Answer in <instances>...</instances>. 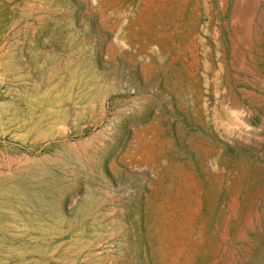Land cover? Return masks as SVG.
Returning <instances> with one entry per match:
<instances>
[{
    "label": "rangeland",
    "instance_id": "374dc122",
    "mask_svg": "<svg viewBox=\"0 0 264 264\" xmlns=\"http://www.w3.org/2000/svg\"><path fill=\"white\" fill-rule=\"evenodd\" d=\"M0 225V264H264V0H0Z\"/></svg>",
    "mask_w": 264,
    "mask_h": 264
},
{
    "label": "bare ground",
    "instance_id": "6f19581e",
    "mask_svg": "<svg viewBox=\"0 0 264 264\" xmlns=\"http://www.w3.org/2000/svg\"><path fill=\"white\" fill-rule=\"evenodd\" d=\"M23 159H25V158H23ZM17 160H18V158H17ZM42 185H43L42 181H40L38 179L35 180L34 178L29 182H26L25 180L24 181H22V180L21 181H14L11 183L12 196H13L14 200L20 204L32 202L35 205V200L36 201L45 200V198H44L45 192H44V188L42 187ZM9 213L12 217V220H13L15 226L17 227V229H19L18 232H20L21 226H22V219L18 218L17 215H15L11 212H9ZM0 226H2V225H0Z\"/></svg>",
    "mask_w": 264,
    "mask_h": 264
}]
</instances>
